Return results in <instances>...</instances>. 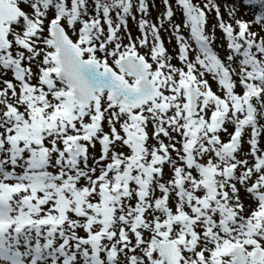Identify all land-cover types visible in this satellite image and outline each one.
<instances>
[{
    "label": "snow or ice",
    "instance_id": "6c2138e0",
    "mask_svg": "<svg viewBox=\"0 0 264 264\" xmlns=\"http://www.w3.org/2000/svg\"><path fill=\"white\" fill-rule=\"evenodd\" d=\"M160 3L0 0V264H264V0Z\"/></svg>",
    "mask_w": 264,
    "mask_h": 264
},
{
    "label": "rangeland",
    "instance_id": "374dc122",
    "mask_svg": "<svg viewBox=\"0 0 264 264\" xmlns=\"http://www.w3.org/2000/svg\"><path fill=\"white\" fill-rule=\"evenodd\" d=\"M156 4H157V8L159 9V11H157L156 9L152 10L150 19H152L153 21L156 20V17L159 15V12L163 11V6L160 3V0H156ZM245 18L248 19V18H250V16L246 15ZM210 22H211V18H210ZM129 27H130L134 37L139 35V33L137 31V28H136V25L134 23H132L131 21L129 22ZM161 36L164 39L165 46L169 49V52H172L173 48L175 47L174 39H173L172 43L169 44L168 43V39H167L168 38V33L162 31L161 32ZM216 37H217V44L222 43V35H221V33L219 31L216 32ZM221 52H222V50H221ZM173 62L177 63V61H175V60Z\"/></svg>",
    "mask_w": 264,
    "mask_h": 264
}]
</instances>
